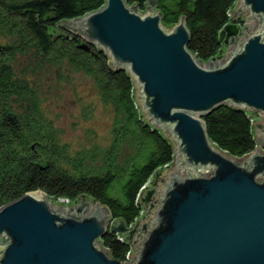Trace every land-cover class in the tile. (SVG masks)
<instances>
[{
  "label": "water",
  "instance_id": "obj_1",
  "mask_svg": "<svg viewBox=\"0 0 264 264\" xmlns=\"http://www.w3.org/2000/svg\"><path fill=\"white\" fill-rule=\"evenodd\" d=\"M157 3L141 13L127 0H106L62 24L83 39L81 49L105 52L130 74L143 115L175 147L178 167L161 179L131 262L112 258L100 240H132L137 226L114 220L94 199L67 210L36 191L0 208V264H264V0H237L234 16L245 17V28H224L220 42L229 49L208 63L188 49L186 18L167 28ZM224 105L262 117L257 147L243 158L209 137L204 118Z\"/></svg>",
  "mask_w": 264,
  "mask_h": 264
},
{
  "label": "trees",
  "instance_id": "obj_2",
  "mask_svg": "<svg viewBox=\"0 0 264 264\" xmlns=\"http://www.w3.org/2000/svg\"><path fill=\"white\" fill-rule=\"evenodd\" d=\"M150 0H127L141 13ZM162 23L171 28L185 17L191 34L188 49L206 63L224 47L221 32L240 31L234 16L237 0H156ZM106 0H0V208L27 193L75 202L82 197L107 206L114 220L133 226L143 213L141 196L151 178L175 160L168 132L150 124L136 99L133 78L117 71L105 52L79 47L83 39L62 27L105 6ZM20 57L37 65L83 72L99 87L103 103L114 109L113 139L73 152L61 130L47 121L30 74ZM64 76V75H63ZM210 139L223 151L243 158L257 147L251 112L224 105L204 118ZM100 244L125 262L130 240L108 233Z\"/></svg>",
  "mask_w": 264,
  "mask_h": 264
},
{
  "label": "rangeland",
  "instance_id": "obj_3",
  "mask_svg": "<svg viewBox=\"0 0 264 264\" xmlns=\"http://www.w3.org/2000/svg\"><path fill=\"white\" fill-rule=\"evenodd\" d=\"M18 67L20 72L25 71L30 74V81L41 97V109L44 118L53 122L61 130L62 141L69 143L73 152L95 144L102 148L111 144L114 109L103 103L99 87L93 78L83 72L65 71L63 67L59 68L55 65H45L42 68L30 57H20ZM135 95H137L136 92ZM252 116L254 123L262 119L256 114H252ZM175 161L170 167L159 170L143 189L141 202L143 198L147 197L148 191L153 193L148 202H142L143 213L133 225V227L137 226L136 233L130 240L133 253L137 247L134 241L139 240L138 235L143 230V224L149 222L153 211L158 207V204H155L150 210L151 204H154L160 196L161 179L167 172L176 170L178 164L174 167ZM178 171L181 172L182 169L178 168ZM182 172L186 174V170L183 169ZM81 201L82 199H79L68 203L64 200H58L56 201L59 202L58 204L51 205L54 208L75 210L80 206ZM76 213L79 212L76 211Z\"/></svg>",
  "mask_w": 264,
  "mask_h": 264
},
{
  "label": "built area",
  "instance_id": "obj_4",
  "mask_svg": "<svg viewBox=\"0 0 264 264\" xmlns=\"http://www.w3.org/2000/svg\"><path fill=\"white\" fill-rule=\"evenodd\" d=\"M243 18V20H244V18L245 17H242ZM244 22H245V20H244ZM245 24H246V22H245ZM244 28H245V26H244ZM244 28H242V30L244 29ZM228 49H229V45H224V47H223V49H222V52H221V54L218 56V57H220V56H223V55H226V52L228 51ZM218 57H216L215 59H217ZM211 60H213V59H211ZM209 62V61H208ZM208 173H210V171H208ZM61 200H64V199H61ZM64 201H66V202H68V203H71L70 201H67V200H64ZM132 256H133V250H131V252L129 253V255L127 256V260L125 261V262H131V260H132Z\"/></svg>",
  "mask_w": 264,
  "mask_h": 264
},
{
  "label": "bare ground",
  "instance_id": "obj_5",
  "mask_svg": "<svg viewBox=\"0 0 264 264\" xmlns=\"http://www.w3.org/2000/svg\"><path fill=\"white\" fill-rule=\"evenodd\" d=\"M37 192H40V191H37ZM49 202H50V204H58L59 202H56V201H54L53 199H49Z\"/></svg>",
  "mask_w": 264,
  "mask_h": 264
}]
</instances>
